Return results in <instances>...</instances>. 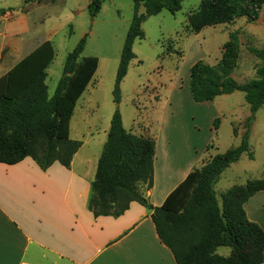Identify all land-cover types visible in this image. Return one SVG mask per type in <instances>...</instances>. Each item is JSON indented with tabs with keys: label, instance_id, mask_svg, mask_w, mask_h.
<instances>
[{
	"label": "trees",
	"instance_id": "16d2710c",
	"mask_svg": "<svg viewBox=\"0 0 264 264\" xmlns=\"http://www.w3.org/2000/svg\"><path fill=\"white\" fill-rule=\"evenodd\" d=\"M183 1L132 0L134 11L112 90L116 108L90 184L87 208L95 218H117L132 202L150 209L158 239L171 252L176 264H262L264 231L248 220L244 204L264 190V179L231 187L221 195V206L214 186L222 172L243 154L253 159L249 136L255 114L264 106V47L249 49L258 65L255 76L243 83L232 76L239 55L235 34H230L231 40L224 45L225 52L217 63L197 61L191 66L188 91L192 101L212 102L219 96L242 92L250 116L244 122L240 144L194 168L159 207L150 205L143 194V189L153 186L155 140L126 131L122 125L118 110L120 85L130 63L136 59L134 42L144 39L142 24L162 11L175 14ZM103 2L89 0L87 12L91 19L98 15ZM263 6L264 0H201L199 9L187 17L186 29L198 34L204 28L232 23L239 18L254 23ZM140 8L143 13H139ZM6 11L0 9V16ZM86 37L66 55L62 76L51 98L45 83L46 70L55 57L50 41L40 44L0 76V163L14 165L29 157L41 170L54 163L70 167L82 146L81 141L69 138L70 120L77 101L98 68L96 57H82ZM218 124L219 120L215 119L214 131ZM219 247L229 248V256L217 255Z\"/></svg>",
	"mask_w": 264,
	"mask_h": 264
},
{
	"label": "rangeland",
	"instance_id": "374dc122",
	"mask_svg": "<svg viewBox=\"0 0 264 264\" xmlns=\"http://www.w3.org/2000/svg\"><path fill=\"white\" fill-rule=\"evenodd\" d=\"M88 2L43 0L29 10L26 19L30 26L33 24L31 34H36L37 39H45L53 33L49 41L55 57L47 69L45 81L49 98L54 95L62 76L66 55L83 36L87 37L82 57H96L100 63L90 86L77 101L69 125V138L84 143L80 160L84 158L92 164L95 156L101 153L116 108L112 90L134 4L132 0H104L98 15L91 19L86 8ZM25 3L26 0H0V9H15ZM200 4L201 0H185L175 14L162 11L142 24L144 39L133 44L136 59L130 63L120 85L118 110L126 131L137 134L138 127L148 116L152 130L166 127L185 142L192 139L198 146L207 141L206 148L213 155L240 144L244 122L250 116L249 107L244 94L238 91L217 97L210 103H195L188 91L190 68L197 61L217 63L225 52L224 45L231 40L230 34H235L239 55L232 76L239 83L252 79L258 60L249 49L264 47V6L254 23L239 18L192 34L186 29L187 17L197 11ZM143 12L140 8L139 13ZM8 69L0 67V75ZM158 103L164 108H159ZM212 114L215 117L212 118ZM255 116L258 119L249 136L253 159L243 154L245 157L242 155L237 165H230L222 172L214 186L218 202L233 185L264 179V106ZM215 119L219 120L216 131L213 129ZM228 253L225 247L216 251L219 256Z\"/></svg>",
	"mask_w": 264,
	"mask_h": 264
},
{
	"label": "crops",
	"instance_id": "0c3cea01",
	"mask_svg": "<svg viewBox=\"0 0 264 264\" xmlns=\"http://www.w3.org/2000/svg\"><path fill=\"white\" fill-rule=\"evenodd\" d=\"M36 4L40 3L30 1L15 9L2 8L7 11L0 16V67L10 70L50 40L53 33L42 40L31 34L33 24L30 26L26 17ZM99 65L98 61V68ZM257 119L255 116L250 135ZM150 120L145 116L138 133L133 134L155 140L153 186L143 189V194L150 205L159 207L194 168L215 154L206 148L207 141L198 146L192 139L185 142L166 127L152 130ZM83 145L69 168L54 163L41 170L29 157L14 165L0 163V264H176L158 239L150 209L132 202L117 218H95L88 210L90 184L100 154L92 164L87 159L80 160ZM244 210L248 220L264 231V190L252 196ZM229 254L230 249L223 257Z\"/></svg>",
	"mask_w": 264,
	"mask_h": 264
}]
</instances>
